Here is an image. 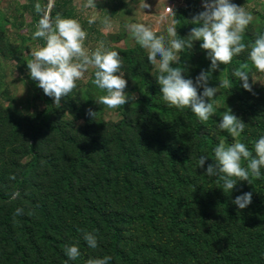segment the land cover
I'll return each mask as SVG.
<instances>
[{
	"label": "trees",
	"instance_id": "16d2710c",
	"mask_svg": "<svg viewBox=\"0 0 264 264\" xmlns=\"http://www.w3.org/2000/svg\"><path fill=\"white\" fill-rule=\"evenodd\" d=\"M181 1L184 2V6L175 7L173 13L165 17L168 20L175 18L178 21L175 26L177 35L184 38L192 27L188 21L201 8L202 0ZM249 1L233 0L237 6L244 7L246 10ZM108 2L112 6H115V2L118 4L115 8H111L110 16L113 19L127 8L124 0ZM133 2L135 5H141L144 0H133ZM13 3L10 11L4 13L0 9V63L15 62L17 71L27 73V60L24 56L27 52V44L43 46L41 39H32L34 26L40 18V14L34 9V4L40 3L43 11L49 0H27L25 3L15 0ZM72 3L73 0H55L50 16L59 12L64 17L81 20L83 30L86 27L88 31L85 45L90 43L91 36H94L92 41L96 44L97 41L103 40L106 47L117 51L122 57V71L129 72L131 76L146 73L150 64L143 49L138 45L126 49L113 45L108 41V35L99 29L96 30L95 26L89 29L90 25L83 23L84 19H80V15L75 16L72 8L68 10ZM26 15L31 19L25 20ZM8 25L14 30L13 32L7 28ZM23 29L27 32L25 36ZM154 33L159 35L158 32ZM258 35L245 31L242 34V40L250 43ZM13 37H17V42L12 40ZM115 41L116 43L122 41V35L116 36ZM195 44L197 46L195 56L198 61H195L194 67L185 63L182 58L187 49L180 54V66L188 73L195 69L192 74L197 76L201 69L208 70L209 61L205 58L204 50L199 48V41ZM241 64H246L243 70L249 73L253 69L251 62L247 60V50L233 57L228 65H221L218 70L213 71L208 86L219 83L220 69H224L229 85L223 89L228 91L238 108V115L235 116L246 124L242 133L243 142L251 149L252 143L258 136L264 134V87L246 93L240 87L238 79L231 76L232 70L239 68ZM90 79L92 80V75ZM140 81L152 93L150 95L142 92L136 103L137 108L143 110V115H149L150 125L156 128L152 131V128L147 126L148 130L152 131V140L154 139L153 142L157 146L154 162L161 163L163 156L168 157L170 161L168 173L166 171L163 174L162 171L166 169H160L158 163L151 167L139 165L137 162L140 161L136 160V153L126 148V144L122 142L125 136L120 128L117 130L116 139L121 144L115 148L117 155L115 162L109 160L111 154L105 145L100 146L96 137L87 129L83 128L82 133L80 131L82 138H79L72 130L54 124L52 142L57 143V148L52 154V160L55 163L65 161L63 180H57L54 189L61 195L70 197L74 190L73 186L83 178L90 177L89 183L76 190L77 202L73 205V210L68 208V202L64 200L59 206L60 209L54 207L48 211L44 199L39 205V212L42 215L39 225H30L32 220L26 219L24 213L14 216V210L20 206L8 211L3 218L0 215V264H42L44 262L65 264L63 248L70 243L78 245L80 256L69 264H85L89 258L103 256H108L111 264H264V175L259 179L250 177V184L238 181L232 192L225 194L220 188L222 182L214 178L216 197L209 194L197 198L192 196L193 200L190 199L189 202L186 196L191 193V190L192 192L197 190L191 188L189 174L190 170L194 173V167H197V164L193 163L187 173L183 172L186 164L180 165V163L186 158L182 157L180 161L178 160V150L171 148V141L182 143L184 140L181 135H174L172 130L182 128L181 133H189L192 141L197 144V158L202 154L205 155L208 158L205 162L207 165L213 163L212 148L218 144V137L212 129L213 123L200 122L188 108L178 110L175 107L164 106L158 100L159 85L156 82L152 85V80L143 76ZM76 89L77 87L72 91ZM48 110L55 112L51 107ZM38 120L33 122L30 139H33V135L40 130V125H37ZM138 122L145 124L144 120ZM122 125H127V118ZM164 136L170 137L171 141L164 140ZM8 148L10 151L7 162L4 152L2 158L5 164L11 158L13 159L10 161L13 167L9 165V169L13 173L19 172L14 181L16 185L20 187L21 184L26 186L33 184L29 182V175L42 159L37 146L24 147L23 151L17 150L10 144ZM95 150L102 153L104 157L99 158ZM28 156L31 157V163L22 166L20 160ZM116 163L119 165L118 168L115 166ZM242 163L245 162L242 161ZM1 182L4 180L0 175ZM115 183L125 195L134 193L136 196L134 209L138 206L142 209L140 216L137 217V221L141 223L140 229L143 235L140 243L137 240L126 239V234L131 235L133 231L128 229L127 224L122 223L121 214L113 209V204L109 200L104 205L98 203L101 192L110 194L111 186ZM177 191L181 193L175 194ZM242 192L252 193L251 203L245 209L238 210L231 203V199ZM8 199L9 197L5 198L0 193V201ZM54 200L56 204L58 200L52 194L53 204ZM218 207L223 212L218 215L217 222L211 224L210 214L218 210ZM70 216H72L71 219ZM15 226L18 227L17 230ZM93 229L98 234V246L95 249L88 248L80 238L82 230L92 231ZM152 237H154L153 240Z\"/></svg>",
	"mask_w": 264,
	"mask_h": 264
},
{
	"label": "rangeland",
	"instance_id": "374dc122",
	"mask_svg": "<svg viewBox=\"0 0 264 264\" xmlns=\"http://www.w3.org/2000/svg\"><path fill=\"white\" fill-rule=\"evenodd\" d=\"M14 1L15 0H0V9L4 13L10 11ZM26 1L27 0H19L20 3H25ZM108 1L109 0H94V3H90V0H73V3L70 7H68V10L72 8L75 16L80 15V19H84L83 23L85 22L90 25L89 29L92 28V26H95L94 28L96 30H100L99 21L105 15H108L112 21V27L103 33L108 35L107 39L110 43L122 49L133 48L137 45L130 32L125 31L123 27L125 22L144 23L152 28L154 32H158L159 35H163L165 34L164 29L169 21L167 17L164 16L165 8L170 5L173 6V9L177 6H184V2L181 0H159L162 1L159 6L157 4H152L149 7L144 8L143 6L141 7L140 5H136L133 7L134 9H137V12L133 11V13H131L127 10L128 8H126L113 19L110 16V11L111 8H115L118 4L115 2V6H112ZM240 1L241 0H238V2ZM54 2L55 0H51L52 5ZM249 2L246 7L247 11L252 14L253 19L246 27L245 31L259 34L264 29V0H250ZM201 10L202 8L198 9L196 13ZM26 16L25 20L31 19L30 16ZM76 20H78L81 25V20L77 18ZM7 28L12 32L14 31L11 29L10 25H8ZM190 29L188 30V33ZM24 30L25 29L22 31ZM84 31L88 32L86 27ZM25 35H27L26 30L24 36ZM119 35H122V41H118L116 43V36ZM93 37L94 36H91L89 44H84V46L89 50L95 48L96 46V42L92 41ZM12 40L17 42V37H13ZM195 43L196 41L193 42L192 48L187 49L186 53L182 57L185 63L191 64L192 67H194L195 61H198L195 56L197 53V46ZM37 47H39L37 44H27V52L24 54L27 61L31 58L30 52ZM187 56H189V58H187ZM15 65V62L0 63V175L4 180V182L0 183V193L5 198L9 197L6 201H0L1 218H3L8 211H11L16 206H20V208L23 209L24 215L27 217L25 218L32 220L30 225H39L42 221V215L39 212V205L44 199L46 200V207L48 211L54 209V207L55 209H60L59 206L64 200L68 202V208L73 210V205L77 202L76 190L79 187L80 189L83 188L87 183H89L90 177H87L86 179L83 178L78 184L73 186L74 190L70 194V197H67L65 194L61 195L59 191L54 189L57 184V180H63L62 173L65 169V161L55 163L52 160V154H54L57 148V143L52 142V126L54 124L72 130L79 138H82L80 136V131L82 133L83 128L87 129V131L96 137V141L100 146L105 145L106 149L110 151L111 155L109 160L111 161H115L117 156L115 148L117 145L121 144L116 139L118 134L117 130L120 128L125 136L122 142L126 144V148L136 153V160L138 159L140 161L137 163L148 167L157 165L158 162H154L157 146L153 142L154 139L152 140V131H155L156 128L150 125L149 115H143V110H141V108L138 109L136 104L139 96L142 95V92L149 93L150 95L152 93L149 91L148 87L142 85L140 81L141 76H143L147 79H151L152 85L155 83L156 73L153 71L152 65L146 69V73L138 74L136 76L134 74L131 76L129 72L123 71L125 74L124 79L126 80V87L124 91L126 93H133L135 95V100L127 102L124 105L117 106L114 109H108L103 104L94 103L97 97L99 95H103L104 93L92 85L90 79L92 69H89L86 72L84 78L76 81L77 89L72 91L71 95L63 97L61 104L54 105L52 103V99L45 96L42 93V90L36 87L37 82L29 78L28 69L26 70L27 73H21L16 70ZM194 70L195 69H192L189 72L190 74L187 71H184L182 75H184L185 78H191L194 80L196 77V74H192ZM221 71L222 69H220V72ZM220 74L221 79L219 82L222 83L225 79H227L226 73L223 71ZM250 74L254 82L253 83L252 80L250 81L252 84V92L263 88L264 74L257 73L254 68L250 71ZM216 86H218V84L211 87ZM201 90L202 89H198V94ZM219 91L220 92H217L214 96L216 99L214 116L210 117L209 120L205 122L213 123L212 129L218 137V143L223 140L226 144H228L233 142V138L229 137L225 132H219L216 129L214 121L219 122V113L224 111L225 106L229 108L231 113L234 115L237 114L238 108L233 102V99L229 96L227 90H224L222 87ZM246 93L249 92L246 91ZM158 97L159 102L166 106V104L161 100L159 93ZM50 107L51 109L53 108L55 112H50L48 110ZM87 109H91L93 112H96L94 118L86 116ZM125 118H127L126 126L122 125ZM37 119H39L37 125H40V130L33 135V139H30L33 122ZM143 120L145 122L144 125L138 122H143ZM147 126L152 128L151 132L148 130ZM182 130V128L178 130L177 128H174L172 130L174 135H181L184 140L182 143H174L171 141L170 137H165L166 135L163 138L168 142L171 141V148L173 147L178 150L179 161L182 157L186 158L185 161L180 163V165L186 164L183 167V172L187 173L193 166V163H196L197 144L192 141L189 133H181ZM236 139L243 142V134ZM9 144L14 145L17 150L20 151H23L22 149L27 146H37V150L39 151L42 159L38 161L37 168L33 169L32 174L29 175V182L33 184L28 186L21 184L19 187L14 182L15 178L18 177L19 172L13 173V171L9 169V165H11L10 161L13 159L11 158L10 161L5 164V161L2 158V153L4 152L7 162L10 151L8 148ZM95 154L99 158L104 157V155L97 152V150H95ZM29 163H31L30 156L24 157L20 160V164L22 166ZM169 163L170 161L166 156H163L161 163H158L160 169H166L162 171L163 174L166 171L168 173V168H170ZM115 166L117 168L119 167L117 163ZM189 176L191 180V188L200 190H195L193 192L191 190V193H188L186 197L189 198V202L190 199L193 200L192 196H194V198L202 197L206 194L215 196V180L214 178L204 176L202 168L194 167V173L190 170ZM111 188L112 190L109 191L110 194L106 195L104 192H101L98 203H102L101 205H104V203H108L109 200L113 204V209L117 210L116 212L121 214L123 220L122 223L127 224L129 227L128 229L133 231L131 235L126 234V239L133 241L137 240L140 243L143 239V235L140 229L141 223L137 221V217L140 216L142 209H140V206L134 209L136 196L134 193L131 195H125L116 183L111 186ZM13 192L19 193V195L14 199L11 198V194ZM178 193L181 192L177 191L175 194ZM52 194L55 195L58 200L56 204L55 200L53 204ZM141 206L143 207L144 205L142 204ZM24 209L26 211H24ZM222 212L223 210L220 207H218V210L211 212V224L213 222H217V217ZM126 214L127 216H125ZM74 215L76 214L74 213ZM71 217L72 216H70V219ZM17 228L18 227L15 226L16 230ZM54 228L56 229V227ZM153 239L154 237H152V240ZM42 264L50 263L44 262Z\"/></svg>",
	"mask_w": 264,
	"mask_h": 264
},
{
	"label": "clouds",
	"instance_id": "9594fccd",
	"mask_svg": "<svg viewBox=\"0 0 264 264\" xmlns=\"http://www.w3.org/2000/svg\"><path fill=\"white\" fill-rule=\"evenodd\" d=\"M90 3H94V0H90ZM51 7V0L43 11L40 3L34 4L40 18L34 26L32 39H41L43 46L30 52L31 58L26 67L29 78L37 82L36 87L50 97L54 105H59L61 99L76 87V81L84 78L86 72L92 69L91 83L104 93L97 97L95 104L114 109L134 101L135 95L124 91L126 80L121 71L122 57L118 52L106 47L103 40L97 41L95 48L87 49L84 46L86 32L78 20L64 17L59 12L50 16L47 9ZM143 7L147 8L148 5L144 3ZM201 8L188 21L193 26L184 38L177 35L175 26L178 21L175 18L169 19L163 35H156L144 23L125 22L123 27L146 52L147 61L156 73L155 82L159 85L161 100L168 107L178 110L188 108L200 122H205L214 116L215 94L229 85V80L225 79L216 87L208 86L211 73L218 70L220 65H228L233 57L247 50V60L257 73L264 74V31L252 42H244L242 34L253 16L233 0H202ZM99 25L104 32L112 27V21L105 15ZM194 41H199V48L204 50L209 66L207 71L201 69L193 80L182 75L184 69L180 66V54L191 49ZM245 68L246 64H241L232 70L231 76L238 79L242 89L251 93V75L243 70ZM198 89H202L199 94ZM95 114L91 109L86 110L88 117L94 118ZM214 122L216 129L233 138V142L226 144L221 140L212 148L213 163L206 165L208 158L202 154L196 164L197 168H203L204 176L218 178L222 182L220 188L223 194L231 193L238 181L250 184V177L259 179L264 175V134H260L249 149L244 142L236 139L244 132L246 124L226 106L219 113V122ZM242 161L245 162L243 165ZM18 195V192H13L11 198ZM251 196V192H242L231 199V203L238 210H243L251 203ZM22 214L23 209L19 207L13 212L14 216ZM80 238L88 248H97L98 234L95 229L82 230ZM63 252L65 264L80 256L76 243L66 244ZM85 264H111V261L108 256H103L89 258Z\"/></svg>",
	"mask_w": 264,
	"mask_h": 264
},
{
	"label": "crops",
	"instance_id": "0c3cea01",
	"mask_svg": "<svg viewBox=\"0 0 264 264\" xmlns=\"http://www.w3.org/2000/svg\"><path fill=\"white\" fill-rule=\"evenodd\" d=\"M125 1V0H124ZM161 2L162 1H159V0H144V2L143 3H141V7L144 5V3H146L147 5H148V7L150 6V5H152V4H157L158 6L159 5H161ZM126 3V2H125ZM127 4V10L128 11H130L131 13H133V11H136L137 12V9H134V7L133 6H136L135 4H134V2L132 1V0H128V2L126 3ZM51 9H52V7L51 8H48V12H49V14H50V12H51ZM137 14V13H136Z\"/></svg>",
	"mask_w": 264,
	"mask_h": 264
},
{
	"label": "built area",
	"instance_id": "2783aa9c",
	"mask_svg": "<svg viewBox=\"0 0 264 264\" xmlns=\"http://www.w3.org/2000/svg\"><path fill=\"white\" fill-rule=\"evenodd\" d=\"M173 6L170 5V6H167L164 10V16H168V15H171L173 13Z\"/></svg>",
	"mask_w": 264,
	"mask_h": 264
}]
</instances>
